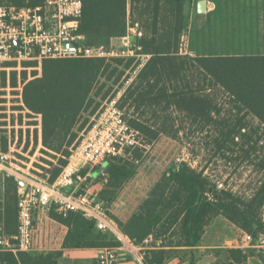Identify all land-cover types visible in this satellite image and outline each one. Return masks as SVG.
Listing matches in <instances>:
<instances>
[{
    "label": "trees",
    "instance_id": "obj_1",
    "mask_svg": "<svg viewBox=\"0 0 264 264\" xmlns=\"http://www.w3.org/2000/svg\"><path fill=\"white\" fill-rule=\"evenodd\" d=\"M0 2L37 6L44 0ZM186 5L187 0H83L80 28L86 45L109 50L113 40L126 37L129 29L136 28L130 50L137 57L45 60L40 77L28 80L27 73H22L24 104L30 112L42 116V151L58 160L59 167L52 170L50 183L67 164L70 148L79 143L81 133L90 127L91 117L105 101L117 96L129 78L126 72L134 71L144 59V66L118 101L120 109L127 108L129 124L141 133L144 144L152 145L163 136L178 141L188 131L205 135L206 144L224 158L240 150L247 161L257 153L263 139L258 129L264 135V56L182 54V39L188 26ZM16 76L13 73V87L17 85ZM219 91L224 92L230 104L227 112L218 103ZM176 113L183 116L181 125ZM249 116L258 120L257 130L251 128ZM0 146L6 150L4 138L0 139ZM143 152L134 151V160H106L103 174L108 177V189L101 193L100 200L106 203L107 195H113L134 176V161L141 159ZM258 168L262 173L260 184L245 198L220 187L204 171L186 162H174L128 222L111 219L133 244L153 236L162 240L163 247H194L218 216L258 239L264 233V159ZM87 173L84 168L79 171L74 183L78 184L79 176L85 177ZM4 187L5 232L14 236L18 232L20 186L14 177L8 176ZM85 189L80 184L78 193ZM72 190L73 186L67 189ZM48 217L66 233L60 235L59 228L57 237H63L62 248L120 245L113 236V241H106L110 233L99 231L94 221L80 213L64 218L53 206ZM223 253L228 260L224 264H249L252 252L239 248ZM167 254L166 250H151L145 262L163 264ZM61 256V251L0 252V264H58ZM258 257L264 264V249L258 251ZM190 264H195L194 260Z\"/></svg>",
    "mask_w": 264,
    "mask_h": 264
},
{
    "label": "built area",
    "instance_id": "obj_2",
    "mask_svg": "<svg viewBox=\"0 0 264 264\" xmlns=\"http://www.w3.org/2000/svg\"><path fill=\"white\" fill-rule=\"evenodd\" d=\"M82 15L83 0H44L37 6L0 2V139L6 142V150L0 146V183L12 176L28 185L27 190L19 188L18 232L14 236L5 232V198L0 196V252H31L35 218L53 206L64 218L70 213H80L94 221L99 231L114 232L115 223L108 205L90 189L78 193L81 182L75 185V177L82 163L100 169L109 158L134 160L133 152L144 147L141 133L129 124L124 111L118 107L119 98L106 105L79 145L71 149L67 164L53 183L49 182L48 173L43 179L40 169L31 170L18 158L27 156L24 152L29 153L35 143L37 151L42 147V116L30 112L24 104L22 73L26 72L28 80H32L41 76L45 60L108 59L113 55L104 46L86 45L80 28ZM136 34L137 29L131 28L124 40L131 43V36ZM129 53L137 57L133 50L129 49ZM143 66L144 63L138 70ZM13 73L17 74L15 87L11 84ZM135 77L127 82L132 83ZM134 162L137 164L140 160ZM72 186L75 189L68 192L67 188ZM241 235V249L252 246L264 249V233L258 239L243 230ZM153 240L149 236L145 243ZM122 246L100 248L96 264H120Z\"/></svg>",
    "mask_w": 264,
    "mask_h": 264
},
{
    "label": "rangeland",
    "instance_id": "obj_3",
    "mask_svg": "<svg viewBox=\"0 0 264 264\" xmlns=\"http://www.w3.org/2000/svg\"><path fill=\"white\" fill-rule=\"evenodd\" d=\"M218 5L219 9L214 14L203 17L196 16V18H192L191 20L189 18L187 30L190 50L201 57L264 55V29L260 16L256 14V10L261 11V6H257L253 1H222V3L218 2ZM124 38L112 41L109 51L113 55L107 60L112 58L127 60L133 57L129 53L131 43H128ZM183 41L187 43V38L182 39ZM145 61L146 59L139 62L138 66L145 63ZM138 66H136L134 71L130 70L126 72V76H129L128 80L137 76L138 72L142 69L138 70ZM127 81L117 96L105 101L97 114L91 117L90 127L81 133L79 143L91 129L95 120L102 114L106 105L111 100H118L124 94L125 89L131 84V82L128 83ZM224 95V92L219 91L218 103L221 106L223 105L225 112H227L230 104ZM123 111L125 119L129 122L130 114L127 108ZM175 118L178 124L181 125L183 116L176 113ZM247 120L252 129L257 130L259 128L257 119L249 116ZM185 126L187 127V125ZM258 131L263 136L262 143L258 145L257 153L253 154L247 161L243 160L244 152L240 150L230 153L227 155L228 158H224L218 153L216 154L212 145L208 146L206 144L205 135L191 134L188 131L186 132L188 135L182 133L178 141L163 136L152 145L142 143L144 147L138 149L144 152L142 158L139 159L140 162L137 164L134 162L137 167L134 176L120 188L116 189L113 195L106 196L109 199L105 201L111 210L110 216L118 221L124 219L127 212H129L128 210L133 208V205L139 204L147 194L149 195L156 183L174 162H186L192 168L204 171L205 175L209 176L213 181L218 182L220 187L232 190L245 198L250 197L258 188L262 179V173L258 167L264 159V135L262 129H258ZM79 143L70 148V154L71 149H75ZM42 150L43 145L37 151V143H35L29 153L24 152L27 156H19L18 158L28 164L31 170L33 167L40 169L42 174L39 175L43 179L47 178V173L50 178L52 170L59 167L58 160L44 154ZM81 166L80 171L84 168L88 173L85 177L80 175L79 179L82 181H79L85 186V190L90 189L95 195L101 197V193L108 189V177L103 173L94 175L98 170L92 169L90 165L82 163ZM0 196L5 198L4 181L0 183ZM58 230L57 227L52 228L55 238L57 237ZM34 234L35 239H38V225L35 226ZM61 234H64V232L62 233L60 228Z\"/></svg>",
    "mask_w": 264,
    "mask_h": 264
},
{
    "label": "crops",
    "instance_id": "obj_4",
    "mask_svg": "<svg viewBox=\"0 0 264 264\" xmlns=\"http://www.w3.org/2000/svg\"><path fill=\"white\" fill-rule=\"evenodd\" d=\"M200 0H187L186 14L187 22L196 16H206L214 14L218 11V2L222 1H253L257 6L260 5V9L256 10V14L260 16L262 21V27L264 29V0H206L207 11L205 13L198 12V2ZM263 6V7H262ZM130 4L128 10L130 12ZM189 24V23H188ZM188 28V26H187ZM187 38V43L182 42L181 53L189 54L193 57H201L199 54L193 53L189 48L188 43V30H186L183 40ZM243 56V55H234ZM248 56V55H247ZM250 56H264V55H250ZM206 57V56H205ZM146 62V61H145ZM82 184V183H81ZM70 188V187H69ZM67 188V189H69ZM72 189V188H71ZM75 189V186L73 187ZM148 197V194L143 200ZM143 200L133 205L129 209L124 219H120L121 222L126 223L132 217V215L138 210ZM120 207V206H118ZM120 209V208H118ZM51 210V209H50ZM50 210H46L44 213H40L35 218V226L38 225V239L33 238V250L40 253H48L61 251L62 256L59 259L58 264H96V257L98 251L102 247L94 248H62L63 237L55 238L52 228H60V225L53 219L48 217ZM125 210V208H123ZM111 211V210H110ZM115 223V222H114ZM57 225V226H56ZM64 227V226H63ZM64 229H66L64 227ZM67 230V229H66ZM241 229L231 224L223 216H218L213 222L206 228L199 243L194 247H163L162 240H154L150 244L145 243V239L141 244H129L127 239L119 228V225L115 223L114 232L108 235V240L113 241V237L120 242L122 249L120 251V264H147L145 256L147 252L151 250H166L168 252L166 259L163 264H190L194 260L195 264H224L227 262V256L223 251L228 249H239L240 242L242 239ZM66 233L64 232V235ZM109 234V233H108ZM111 236V238H110ZM113 236V237H112ZM241 249V248H240ZM245 251L252 252L249 256V264H263L261 259L258 257V251L260 248L252 246ZM149 257V256H148ZM151 257H149L150 259Z\"/></svg>",
    "mask_w": 264,
    "mask_h": 264
},
{
    "label": "water",
    "instance_id": "obj_5",
    "mask_svg": "<svg viewBox=\"0 0 264 264\" xmlns=\"http://www.w3.org/2000/svg\"><path fill=\"white\" fill-rule=\"evenodd\" d=\"M206 11H207V1L206 0H200L198 2V12L199 13H205ZM130 39H131V41H133L135 39V37L131 36ZM79 43L85 44L84 41H80ZM107 165H108V162H105L103 165V168L98 169V172H96L94 175H97L98 173H103L104 169L107 167ZM18 184L20 187H22L26 190L28 189V185L25 182L19 181ZM85 184H87V183H85ZM75 185H77V184H75Z\"/></svg>",
    "mask_w": 264,
    "mask_h": 264
}]
</instances>
